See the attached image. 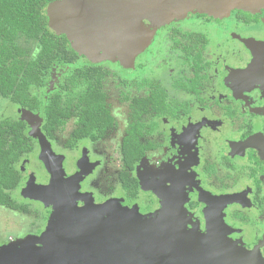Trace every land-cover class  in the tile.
<instances>
[{"label":"flooded vegetation","instance_id":"af4514ba","mask_svg":"<svg viewBox=\"0 0 264 264\" xmlns=\"http://www.w3.org/2000/svg\"><path fill=\"white\" fill-rule=\"evenodd\" d=\"M141 27L142 48L115 61L79 55L78 36L60 34L75 58L54 63L45 86L33 93L43 100L65 74L87 73L82 92L67 94L65 118L46 116L42 106L28 111L40 117V132L68 182L44 200L27 196L29 178L47 184L51 175L19 106L16 120L0 119L20 122L26 137L14 164L19 181L6 190L12 206L0 203L1 217L33 213L44 219L34 231L44 240L57 207L53 235L63 242L56 252H66V240L88 242L84 227H93L81 218V233L66 225L71 203L80 210L105 206L97 215L101 227L121 207L159 229L165 245L205 239L206 264H264V4L221 17L188 12L165 23L149 14ZM133 32L116 40L134 48ZM78 40L85 48L107 49L96 37ZM93 100L98 106L86 108ZM171 256L160 252L154 259L180 264Z\"/></svg>","mask_w":264,"mask_h":264},{"label":"water","instance_id":"95a60500","mask_svg":"<svg viewBox=\"0 0 264 264\" xmlns=\"http://www.w3.org/2000/svg\"><path fill=\"white\" fill-rule=\"evenodd\" d=\"M56 0L48 7L59 6L57 16H70L72 27L67 32L78 36L93 38L96 37L101 45L106 47L101 51L120 60L130 58V54H136L142 48V41H139L138 33L141 30V21L148 18L149 14L156 16L161 22H168L171 19L188 12L206 13L212 16H223L234 8H241L247 4H264V0ZM246 2V3H245ZM67 4V12H66ZM62 32L66 35V23L62 26ZM134 48L126 40H116L117 34L133 31ZM95 31H98V36ZM59 35V33H56ZM102 36V40L100 38ZM107 38V39H105ZM100 52V51H99ZM22 116L26 119L33 116L30 112L22 109ZM40 132V129L37 131ZM34 130L30 135L36 136ZM42 151L39 159L44 163L51 175L47 185H38L34 181L26 184L28 193L35 197L44 198L53 189L66 188V176L63 172L61 161L57 159L51 148L47 145L45 137L39 135ZM44 200V199H42ZM71 203V211L67 212L66 225H76L78 221H93L90 226H85L87 233L85 237L90 238L88 242L80 244L79 241L66 240V252L60 249L56 252L57 246L63 241H55L53 247H38L35 244H20L0 247V264H159L154 258L160 252L173 253L171 256L180 261V264H206L203 255H207L205 239H198L188 245H172L163 241L162 232L157 229L152 231L148 228L140 216L132 214L126 209L115 210L110 225L97 224V215L105 206H98L86 209H77ZM60 219L59 209L56 207ZM71 221V223H69ZM73 222V223H72ZM75 223V224H74ZM87 225V224H86ZM57 223L50 225L46 232L51 231L53 235ZM83 235V234H82ZM54 236V235H53ZM196 236V235H195ZM72 237V235H71ZM47 241V237H45ZM88 243V244H86ZM187 246V247H186ZM65 252V253H64ZM172 264V263H171Z\"/></svg>","mask_w":264,"mask_h":264},{"label":"trees","instance_id":"16d2710c","mask_svg":"<svg viewBox=\"0 0 264 264\" xmlns=\"http://www.w3.org/2000/svg\"><path fill=\"white\" fill-rule=\"evenodd\" d=\"M54 1L0 0V97L27 110L42 106L46 116L52 115L58 120L60 116L66 117V101L71 99L68 95L82 92L80 79L87 73L71 74L67 78L65 74L58 88L43 100L33 93L45 86L54 63H66V56L75 58L72 51L66 52V38L52 34L47 28L45 9ZM21 37L38 44V52L31 60H26V50L16 43ZM92 103L86 108L98 106L96 100ZM20 124L10 119L0 120V203L11 206L6 190L19 181L14 164L26 139L17 127Z\"/></svg>","mask_w":264,"mask_h":264},{"label":"rangeland","instance_id":"374dc122","mask_svg":"<svg viewBox=\"0 0 264 264\" xmlns=\"http://www.w3.org/2000/svg\"><path fill=\"white\" fill-rule=\"evenodd\" d=\"M51 6V5H49ZM61 7L57 6H52V7H46L45 9V15L47 18V28L48 30L53 33L56 34L57 32L60 34H64L62 32V26L66 23V33L67 30L69 28H67V26H70V28L72 27V19L70 16H57V10L60 9ZM66 12H67V4H66ZM228 14V13H227ZM225 14V15H227ZM183 14L177 16V17H182ZM224 16V15H223ZM221 17V16H218ZM165 23V22H164ZM16 43L22 47L23 49L26 50V60H31L35 57V55L38 52V44L35 41H30V40H26L23 37L18 38L16 40ZM74 48L76 50V52L79 55H84L86 56L88 59L91 60H95V59H109V60H118V58H114L108 55H104L103 53L91 49V48H85L82 46V44L79 42L78 38H75V41L73 42ZM57 82V78L56 76H52V79L49 83V85L51 86V88L53 87V85H55ZM48 91V90H47ZM19 106L16 104H11L7 99L0 97V119L3 118H7L9 117L10 119L16 120L17 116L16 114V109ZM25 111H28L26 109H24ZM30 112V111H28ZM22 110H20V117L19 119H21L22 121L26 122L29 126V130H34V131H38L39 125H38V120H39V116L36 114H33L32 112H30L33 116L29 117L28 119L25 118V116H22ZM36 120V121H35ZM37 122V123H36ZM29 131V133H30ZM36 139H39V135L42 134L41 132H37L36 133ZM31 136V135H30ZM52 150V149H51ZM42 151V145H40V152ZM40 160V159H39ZM41 161V160H40ZM44 164V163H43ZM51 179V177H50ZM49 179V182H50ZM34 181L32 178H29L28 181L24 184V188L26 187V184L30 183ZM36 183V182H35ZM38 184V183H36ZM48 184V183H47ZM47 184H38V185H47ZM23 188V189H24ZM27 196L32 197L33 199L39 200L41 201L44 198H38L35 197L34 194L32 193H28L27 192ZM2 208V207H1ZM4 209V208H3ZM16 216L15 217H1V213H0V247H3V243H5V245H20V244H27V243H40L41 245H47V247L51 246L53 247V245H51L53 242L55 243V241H59L61 236H53L51 231L45 232L43 233V237H47V241L44 239H42V237L36 235V233L34 232L36 229L45 226V224L42 222L43 220L39 219L37 220L35 215L33 213H27V214H19V213H15ZM59 217L57 209L54 210V213L52 214V216L50 217V225H54V223H58L57 222V218ZM2 219V220H1ZM4 221V222H3ZM23 226V233L21 234L20 229ZM17 228V229H16Z\"/></svg>","mask_w":264,"mask_h":264}]
</instances>
